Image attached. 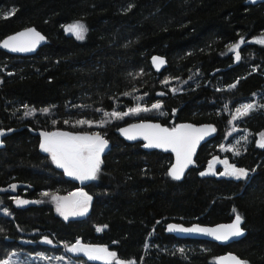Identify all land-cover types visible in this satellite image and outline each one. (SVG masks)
<instances>
[{"label":"trees","instance_id":"trees-1","mask_svg":"<svg viewBox=\"0 0 264 264\" xmlns=\"http://www.w3.org/2000/svg\"><path fill=\"white\" fill-rule=\"evenodd\" d=\"M75 20L86 26L82 40L64 29ZM29 26L45 36L35 54L0 49V130H16L0 138V261L102 264L67 251L66 244L79 240L132 264H214L228 251L264 264V148L257 145L264 130V44L246 42L264 36V2L0 0V40ZM242 38L237 61L227 50ZM153 55L166 59L159 72L150 64ZM154 103L161 108L123 119L103 115ZM248 103L254 109L233 120ZM81 119L93 126H73ZM145 119L169 128L210 123L215 135L177 180L169 174L170 154L115 133ZM102 121L110 122L99 127ZM33 130L100 133L108 145L96 179L66 176ZM214 157L244 168L246 177L201 175ZM11 185L16 189L6 190ZM78 189L91 197L89 212L56 214L48 196ZM17 198L30 202L17 206ZM234 215L246 233L227 245L164 230L170 221L214 225Z\"/></svg>","mask_w":264,"mask_h":264},{"label":"snow or ice","instance_id":"snow-or-ice-1","mask_svg":"<svg viewBox=\"0 0 264 264\" xmlns=\"http://www.w3.org/2000/svg\"><path fill=\"white\" fill-rule=\"evenodd\" d=\"M9 15L14 14L8 13ZM66 32H69L76 36L77 39H83L86 27L82 23H74L65 28ZM41 36L34 29H29L25 32L18 33L16 35L8 37L3 41L2 47L8 48L13 52H28L34 50L35 46L43 40ZM257 43L264 44V38L258 39ZM245 43L242 38L239 43L233 45L230 51L235 52V58L237 61L240 60V53L238 49L241 44ZM153 62L157 66L162 65L164 61L159 57H153ZM235 87V84L231 85ZM254 104L248 103L241 106L236 110L237 115L232 117L233 120H237L243 116H246L249 111L253 110ZM161 105L154 103L151 108L137 106L129 109L127 112L113 111L111 114L104 112L103 115L108 117L111 115L114 119H123L128 115H138L141 112H149L153 109L159 110ZM47 112V109L44 110ZM31 115L26 112L25 116ZM110 121H102L98 125L99 127L105 126V123ZM65 124L69 123L64 121ZM93 126L92 121L78 120L73 126ZM129 140L137 139L142 137L148 143L145 147L148 148H162L165 150L171 149L176 154V163L170 169V175L174 179H180L185 168L193 163L192 157L195 153V149L200 140L204 139L205 136L210 135L215 129L211 126L194 127L192 125H179L171 129L162 127L159 124L152 123H139L130 125L127 128L120 130ZM4 135L3 130H0V136ZM43 141L40 145L41 149L51 154L52 160L56 165L66 172L70 177H74L81 181L94 180L100 170L101 165V154L105 151L108 145V141L103 138L100 133L91 134H74L71 132H42ZM245 139H247L245 137ZM258 147L264 148V133L261 134L260 140L257 142ZM230 151L231 149H225ZM239 154L238 152L236 153ZM223 163L226 165L225 170L220 175L233 176L237 179L245 177L247 172L245 169L236 168L234 165H230L227 160ZM209 170H211V165ZM206 173L202 172L201 175ZM13 189L15 185L11 186ZM48 196V193H43ZM51 199L56 202V210L65 219L69 216H82L88 210V202L91 197L84 192L73 193L71 197H59L52 196ZM18 205L26 204L28 201L16 200ZM235 211V210H233ZM241 217L236 215L235 220L232 224L222 225L215 228H203V227H191L184 228L177 225H169L168 230L175 232H198L209 236L215 237L217 240L226 241L230 237L241 235ZM106 227V226H105ZM102 228H97V231H102ZM46 243H52L50 240H46ZM68 252L83 254L90 260H101L104 264H123L122 261L117 259V254L114 251H109L107 247L85 245L77 240L71 245H65ZM232 261V264H242L234 256L227 258ZM0 264H10V261H0Z\"/></svg>","mask_w":264,"mask_h":264},{"label":"water","instance_id":"water-1","mask_svg":"<svg viewBox=\"0 0 264 264\" xmlns=\"http://www.w3.org/2000/svg\"><path fill=\"white\" fill-rule=\"evenodd\" d=\"M249 3H252V4H257V3H261V2H264V0H248ZM29 29H34L36 32H38L41 36L44 37L43 40H41L34 48V50L32 51H28V52H13L11 51L10 49L8 48H4L2 46H0V49L3 50L4 52L8 53V54H11V55H15V56H30V55H33L35 54L38 49L44 45L45 43V36L39 31L37 30L35 27L33 26H29V27H26V28H23V29H20V30H17L7 36H5L4 38H2L0 40V45H2L3 41L6 40L8 37L10 36H13V35H16L18 33H21V32H25ZM153 57H159L161 58L164 63L162 65H159L157 66L156 63L153 62ZM150 64L152 66V68L156 71V72H159L161 71L164 67L167 66V62H166V59L165 57L163 56H160V55H153L151 58H150ZM139 123H152V124H159L161 125L162 127H167L165 125H163L162 123H160L159 121H155V120H137V121H133V122H129V123H126L124 125H121L119 126L118 128L115 129V133L121 138L123 139L124 141H126L127 143H136V142H139L141 143V147L146 150V151H153V150H156V151H160V152H163V153H167V154H170L171 157H172V161H171V165L169 167V173H170V169L173 165H175L176 163V154L174 152L171 151V149H168V150H165V149H162V148H148V147H145V144H147L148 142L146 140H144L142 137H138L137 139H134V140H129L125 135L122 134V132L120 131L121 129L123 128H127L129 127L130 125H133V124H139ZM179 125H192L194 127H197V128H200V127H204V126H211L215 129V127L210 124V123H200V124H195V123H191V122H181V123H178L176 126H179ZM169 128V127H167ZM171 129V128H169ZM16 131L15 129H9V130H3L4 132V135L0 136L3 137L11 132H14ZM44 132L42 130H33L32 133L33 134H38L42 137L41 133ZM215 135V131L212 132L210 135H207L204 137V139L200 140L199 143L197 144L196 146V149H195V153L192 157V160L194 161L195 159V156L197 154V151L198 149L200 148L201 145H203L204 143H206L207 141H209L213 136ZM43 138V137H42ZM191 165V164H190ZM190 165L184 169L183 171V174L181 175V178L186 174L188 168L190 167ZM180 178V179H181ZM82 182V181H81ZM235 217L236 215L233 216V218L228 221V222H223V223H217V224H214V225H203V224H199V223H191V224H183V223H180V222H175V221H170V222H167L164 226V230H165V233L167 234H170V235H173L177 238H181V239H201V240H207V241H212V242H215L219 245H227L231 242H234V241H237L239 240L240 238H242L246 231L243 229L242 227V224H243V219L241 217V224H240V228H241V235L239 236H234V237H230L228 240L226 241H222V240H217L215 239V237L213 236H209V235H206V234H203V233H198V232H175V231H169L168 230V226L169 225H177V226H182L184 228H191V227H203V228H215V227H219V226H226V225H229V224H232L235 220ZM230 256H234L236 257L238 260H240L242 262V264H245V261L241 258H239L235 253L233 252H225L221 255H218L215 259H214V264H232V261L228 260L227 258L230 257Z\"/></svg>","mask_w":264,"mask_h":264},{"label":"rangeland","instance_id":"rangeland-1","mask_svg":"<svg viewBox=\"0 0 264 264\" xmlns=\"http://www.w3.org/2000/svg\"><path fill=\"white\" fill-rule=\"evenodd\" d=\"M77 22H79V23H82L84 26H85V24H84V22H82V21H80V20H75V21H72V22H70V23H68V24H66L65 26H64V29L67 27V26H70V25H72V24H74V23H77ZM86 27V26H85ZM69 33V32H68ZM69 34H71V33H69ZM72 36H74L75 38H76V36L75 35H73V34H71ZM84 35H85V33H84ZM261 38H264V36H258V37H253V38H250L249 40H247L246 42H256L258 39H261ZM77 39V38H76ZM84 39V38H83ZM78 40H82V39H78ZM240 41H238V42H236V43H234L233 45H235V44H237V43H239ZM233 45H231L229 48H228V52H231L233 55H234V57H235V52H232V51H230V48L233 46ZM242 45V44H241ZM236 59V58H235ZM91 133H95V132H89V133H80V134H91ZM262 133H264V130L259 134V136H258V140H257V142L260 140V137H261V134ZM75 134V133H74ZM258 145V144H257ZM42 150V149H41ZM43 151V150H42ZM44 152V151H43ZM46 153V152H45ZM46 154H48V156H49V158H50V160L56 165V163L52 160V158H51V154L50 153H46ZM224 160H227L226 158H220V157H214L210 162H209V165L207 166V167H205V169L202 171V172H204V173H206L205 175H213V176H217V177H226V178H234V179H237V178H235V177H233V176H228V175H220V173H222L224 170H225V167H226V165L223 163V161ZM228 161V160H227ZM229 162V161H228ZM229 164L230 165H234V164H231L230 162H229ZM210 165H211V170H209V168H210ZM57 166V165H56ZM235 166V165H234ZM58 167V166H57ZM236 168H240V167H237V166H235ZM60 168V167H59ZM62 169V168H61ZM242 169H244V168H242ZM63 171H64V169H62ZM201 172V173H202ZM247 172V171H246ZM64 173H65V175L66 176H68L67 174H66V172L64 171ZM68 177H70V176H68ZM246 177V176H245ZM70 178H73V179H76V178H74V177H70ZM241 178H244V177H241ZM88 181V180H87ZM11 186H13V185H11ZM9 187V188H7L6 190H8V191H14L15 189H16V185H15V188L13 189L12 187ZM78 192H84V193H86L85 192V190H83V189H78V190H74V191H72V192H70V193H68V194H65V195H59V194H52V195H49L48 196V200L52 203V205H53V208H54V210H55V212H56V214H58L59 216H61L62 218H64L62 215H60V213H58L57 212V210H56V202L55 201H53L52 199H51V197L52 196H59V197H71V195L73 194V193H78ZM87 194V193H86ZM88 196H90L89 194H87ZM17 199H19V200H24L23 198H17ZM16 199V200H17ZM16 200H15V205H17V206H25V205H27L30 201H28V200H25V201H28V203H26V204H22V205H18L17 203H16ZM90 207H91V200L88 202V210H87V212L84 214V215H82V216H69L68 218H80V217H83V216H85L88 212H89V210H90ZM65 219V218H64ZM91 246H98V245H91ZM101 247H104V246H101ZM110 251V250H109ZM76 254V253H75ZM87 257V256H86ZM88 258V257H87ZM45 260V259H44ZM214 259H212V261H213ZM46 262H49L48 260H45ZM91 261H94V262H99V263H102V264H104V261H101V260H91ZM123 262V264H132L133 262L132 261H122ZM245 264H247V263H245Z\"/></svg>","mask_w":264,"mask_h":264}]
</instances>
